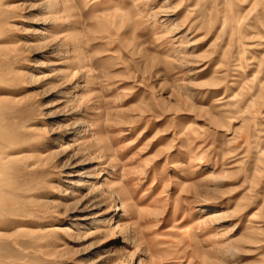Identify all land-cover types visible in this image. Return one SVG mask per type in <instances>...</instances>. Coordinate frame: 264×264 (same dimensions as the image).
I'll use <instances>...</instances> for the list:
<instances>
[{
  "label": "rangeland",
  "instance_id": "rangeland-1",
  "mask_svg": "<svg viewBox=\"0 0 264 264\" xmlns=\"http://www.w3.org/2000/svg\"><path fill=\"white\" fill-rule=\"evenodd\" d=\"M0 264H264V0H0Z\"/></svg>",
  "mask_w": 264,
  "mask_h": 264
}]
</instances>
